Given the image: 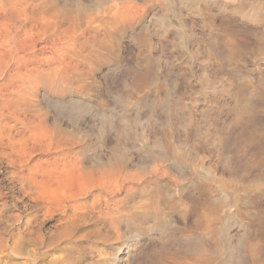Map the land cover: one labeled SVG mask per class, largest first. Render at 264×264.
<instances>
[{"label": "rangeland", "instance_id": "374dc122", "mask_svg": "<svg viewBox=\"0 0 264 264\" xmlns=\"http://www.w3.org/2000/svg\"><path fill=\"white\" fill-rule=\"evenodd\" d=\"M16 1L34 26V73L12 93L26 99L27 124L15 103L19 112L0 118L2 149H11V137L13 155H68L75 174L90 166L108 175L105 165L116 182L127 171L114 205L127 217L121 238L116 209L99 217V202L74 229L77 243L57 242L51 232L77 188L63 186L59 197L55 186L54 210L42 211L37 226L46 245L28 242L18 257L0 251V264H25L29 254L26 264H264V0ZM22 186L0 158V207L34 205ZM5 237L15 246L30 234Z\"/></svg>", "mask_w": 264, "mask_h": 264}, {"label": "bare ground", "instance_id": "6f19581e", "mask_svg": "<svg viewBox=\"0 0 264 264\" xmlns=\"http://www.w3.org/2000/svg\"><path fill=\"white\" fill-rule=\"evenodd\" d=\"M3 1V0H2ZM0 1V118L4 117V115H6V113L8 115H12L14 116V110L17 108H12V104L15 103V106H18L19 108H17L18 110L21 111V113L23 114V117L19 118L20 116L17 115V118L19 120H21L23 123H26V107H23V106H20V105H24L25 104V101L26 99L23 97L24 95L20 96L19 99H16L14 98V96L12 97V93H16V94H20L21 91H22V87L23 86H26L27 85V81L24 83L25 80H27L26 78H28V73H32V72H29V70L31 69V67L29 68V64H31L30 62L34 59L35 56H33V54L35 53L34 51L36 50L34 46V44L32 43V38H31V31H32V27H34L32 25V27L30 28V23H27V19L29 17H26L27 14L25 13V8L24 9H21L20 7V10L17 9V7L15 8L14 5V2L16 0H14L13 2H11L12 0H7L6 1V5L8 3L7 6H3V4H1ZM19 1V0H18ZM79 1V0H78ZM5 2V1H4ZM9 2L10 5H9ZM21 2V1H19ZM18 2V4H19ZM24 2V1H23ZM25 2L27 3V0H25ZM30 3V0L28 1ZM36 2V1H34ZM80 2V1H79ZM256 2V1H255ZM3 3V2H2ZM17 3V1H16ZM22 3V2H21ZM33 3V2H32ZM30 3V6L31 4ZM82 3V2H81ZM110 3V2H109ZM5 4V3H4ZM17 4V5H18ZM38 4V3H37ZM105 6H102L103 8H106V2H104ZM102 4V5H104ZM108 4V3H107ZM118 4V3H117ZM16 5V4H15ZM20 5V4H19ZM26 4H24L25 6ZM79 5V4H78ZM112 5V4H111ZM254 6H257V4H253ZM28 6V5H26ZM29 6V7H30ZM53 6V5H52ZM109 6V4L107 5ZM117 6V5H116ZM253 6V7H254ZM49 7V6H48ZM59 7V6H58ZM114 7V5H113ZM119 8L121 6H118ZM123 7V6H122ZM242 7V6H241ZM240 7V8H241ZM263 7V6H262ZM261 7V8H262ZM23 8V6H22ZM46 8V7H45ZM239 8V6H238ZM34 9V8H33ZM107 9V8H106ZM106 9L104 11H106ZM110 9V7H109ZM107 9V11L109 10ZM112 9V7H111ZM208 9V8H207ZM252 9V8H251ZM250 9V10H251ZM258 9V7H257ZM260 9V8H259ZM18 10V11H17ZM28 10V9H26ZM30 10V9H29ZM56 10V9H55ZM31 11H33L31 9ZM67 11V10H66ZM101 11V10H100ZM119 11V10H118ZM256 11V10H255ZM260 11V10H259ZM258 11V12H259ZM28 12V11H26ZM82 12V11H81ZM86 12V11H85ZM211 12V11H210ZM261 12V11H260ZM29 13V12H28ZM55 13V12H54ZM58 13V11H57ZM88 13V12H87ZM249 13V12H248ZM256 13V12H255ZM264 13V12H263ZM30 14V13H29ZM79 14V13H78ZM86 14V13H85ZM98 14V13H97ZM101 14V13H100ZM108 14V12H107ZM107 14H105L107 17H109ZM121 14V13H120ZM247 14V13H246ZM251 14V13H250ZM254 14V13H253ZM51 15V14H50ZM87 15V14H86ZM85 15V17H86ZM111 15V14H110ZM72 16V15H71ZM250 16V15H249ZM256 16V15H255ZM99 17H101V15H99ZM104 20L102 17V21H106L108 19H110V17L107 19ZM257 17V16H256ZM264 17V16H263ZM30 18H31V15H30ZM59 18V17H58ZM215 19V16L213 17ZM260 18V17H259ZM56 19V18H55ZM72 19V18H70ZM253 19V18H252ZM263 19V18H262ZM261 19V20H262ZM62 20V19H61ZM93 20V18H92ZM228 20V19H227ZM255 20V19H254ZM30 21V19H29ZM110 21V20H109ZM57 22V21H56ZM101 22V20H100ZM116 22V21H115ZM170 22V21H169ZM216 22V21H215ZM258 22V21H257ZM103 23V22H102ZM100 23V24H102ZM106 23V22H105ZM162 23V21L160 22ZM165 23V22H164ZM213 23V22H212ZM30 24V25H28ZM109 24V23H108ZM119 24V23H117ZM169 23H167V26H168ZM214 24V23H213ZM36 25V24H34ZM71 25V23H70ZM104 25V24H103ZM165 25V24H164ZM212 25V24H211ZM224 25V24H223ZM108 26V25H107ZM213 26V25H212ZM217 26V25H216ZM105 27V26H104ZM156 27V26H155ZM224 27V26H223ZM214 28V27H213ZM244 28V27H243ZM52 29V28H51ZM107 29V28H106ZM223 29H226V28H223ZM43 30V29H42ZM41 28H40V31L41 33L44 34V30L42 32ZM53 30V29H52ZM157 30V29H156ZM222 30V29H221ZM228 30V29H227ZM230 30V29H229ZM151 31V30H150ZM246 31V30H245ZM62 32V31H61ZM65 32V31H64ZM109 31L107 30V33ZM221 32V31H220ZM229 32H232L229 31ZM234 32V31H233ZM33 33V32H32ZM55 33V32H53ZM74 33V32H73ZM223 33V32H222ZM236 33V32H234ZM34 34V33H33ZM165 34V33H164ZM219 33H217L218 35ZM226 34V33H225ZM231 34V33H230ZM56 35V34H55ZM213 35V34H212ZM34 36V35H33ZM58 35H56L57 37ZM108 36V35H107ZM163 36V35H162ZM224 36V35H223ZM232 36V35H231ZM261 36V35H260ZM214 37V36H213ZM219 37V36H218ZM221 37V36H220ZM233 37V36H232ZM212 38V37H210ZM215 38V37H214ZM229 38V37H228ZM54 38H52V41L54 42L55 39L53 40ZM62 39V38H61ZM223 39V38H222ZM230 39V38H229ZM219 40V39H216V41ZM225 40V38H224ZM36 40L34 39L33 42H35ZM51 41V42H52ZM52 42V43H53ZM56 42V41H55ZM54 42V44H55ZM58 42V41H57ZM76 42V41H75ZM85 42V41H83ZM96 42V41H95ZM94 42V43H95ZM260 42V41H259ZM38 43V42H37ZM51 43V44H52ZM82 43V42H81ZM79 42V46H83L82 43L81 44ZM99 43H103V42H99ZM97 42V44H99ZM106 43V42H105ZM263 43V42H262ZM53 44V45H54ZM69 44V43H67ZM67 44L65 45V49L67 50L68 48L67 47ZM75 44V43H74ZM78 44V43H77ZM81 44V45H80ZM59 45V44H58ZM62 45V44H60ZM59 45V46H60ZM91 45H94L95 44H91ZM104 46H107L105 44H103ZM101 45V46H103ZM45 46V45H44ZM51 47L52 50L55 49L54 51L59 52V50H61V47ZM69 46V45H68ZM71 46V45H70ZM76 46V45H75ZM99 46V45H98ZM43 47V46H42ZM46 47H49V46H46ZM77 47V46H76ZM74 48V50H76L77 48ZM85 47L86 44H85ZM85 47H83L82 50L85 49ZM97 47V46H96ZM100 47V46H99ZM98 47V48H99ZM108 47V46H107ZM70 48V47H69ZM97 48V49H98ZM101 48V47H100ZM44 49H46L44 47ZM64 49V50H65ZM72 48H70L71 50ZM90 49V48H89ZM107 49V48H106ZM109 49V47H108ZM63 50V49H62ZM86 50V49H85ZM99 50V49H98ZM96 50V51H98ZM53 51V52H54ZM68 51V50H67ZM79 51H81V48L79 49ZM92 48L90 49V52L88 51L87 49V52H89L90 54L92 53ZM51 52V51H50ZM65 52V51H64ZM70 52V51H69ZM69 52H67L69 54ZM73 52V50H72ZM71 52V53H72ZM77 52V51H76ZM95 52V51H94ZM93 52V53H94ZM103 52V51H102ZM59 53H62V52H59ZM74 53V52H73ZM73 53L71 55H73ZM98 53V52H97ZM58 54V53H57ZM102 54L101 52H99V54L97 55H100ZM62 55H64L62 53ZM67 55V54H66ZM78 55H79V52H78ZM77 55V56H78ZM89 55V54H88ZM87 55V56H88ZM92 55V54H91ZM94 55H96L94 53ZM96 55V56H97ZM60 56V55H59ZM81 56H83L81 54ZM86 56V52L84 54V57ZM95 56V58H96ZM84 57H82V59L84 60ZM92 57V56H91ZM102 57V55H101ZM55 58V56H54ZM69 58V57H68ZM79 58V57H78ZM81 58V57H80ZM90 58V56H89ZM88 58V59H89ZM94 58V57H92ZM91 58V59H92ZM52 59V58H51ZM60 59H63V58H60ZM59 59V60H60ZM71 59H72V56H71ZM70 59V60H71ZM87 59V58H86ZM90 59V60H91ZM103 59V58H102ZM161 59V58H160ZM57 60V59H56ZM78 60H81V59H78ZM82 60V61H83ZM95 60V59H94ZM97 60V59H96ZM96 60L94 61V63L96 62ZM98 60L99 57H98ZM104 60V59H103ZM87 61V60H86ZM89 61V60H88ZM74 62L76 63L75 65H77L78 61L76 62V57H75V60ZM73 62V63H74ZM80 62V61H79ZM91 62V61H90ZM153 62V61H152ZM58 63V62H57ZM82 63V62H81ZM84 63V61H83ZM150 63V62H149ZM54 64V63H53ZM68 64V63H67ZM79 64V63H78ZM99 64V63H98ZM80 65V64H79ZM85 65V64H84ZM93 65V64H92ZM57 65H55L56 67ZM59 66V65H58ZM86 66V65H85ZM35 67V66H33ZM32 67V69H33ZM52 67V66H51ZM50 67V68H51ZM54 67V68H55ZM61 67V66H60ZM75 67V66H74ZM82 67V66H81ZM42 68V67H41ZM52 68V69H54ZM57 69H54V70H58L59 67H56ZM77 68V67H76ZM84 68V66H83ZM173 68V67H172ZM250 68V67H249ZM40 68L39 67H35L34 71L38 70L42 73L41 69L39 70ZM61 69V68H60ZM78 69V68H77ZM85 69V68H84ZM82 69V70H84ZM88 69V68H86ZM85 69V70H86ZM50 71V70H49ZM53 71V70H51ZM47 74H48V71L46 70ZM251 72V71H250ZM34 73V72H33ZM32 73V74H33ZM37 73V71L35 72V74ZM43 73H45L43 71ZM51 73V72H50ZM82 73V72H80ZM86 73V72H85ZM46 74V73H45ZM156 74V73H155ZM175 74V73H174ZM63 76V75H62ZM29 77H32V75ZM30 79V78H28ZM65 79V78H64ZM31 80V79H30ZM16 81H19V85H18V93L15 92L16 89L14 88L15 86V83H17ZM166 82V81H165ZM179 83V81H178ZM15 91H13L14 89ZM17 88V87H16ZM25 88V87H24ZM29 88V86L27 87ZM20 90V91H19ZM123 90V89H122ZM20 92V93H19ZM28 93V92H27ZM135 93V92H134ZM128 95V94H127ZM29 96V95H28ZM124 95H121L120 98H125V96L123 97ZM29 98V97H28ZM31 98V97H30ZM129 98V97H128ZM133 98V96H132ZM126 99V98H125ZM123 100V99H122ZM132 100V99H131ZM128 99V101H131ZM124 102V101H123ZM29 103V101H28ZM118 103V102H117ZM14 105V104H13ZM27 105V104H26ZM25 105V106H26ZM28 108H29V105H27ZM27 108V109H28ZM16 109V111H17ZM29 110V109H28ZM19 112V111H17ZM29 112V111H28ZM20 113V114H21ZM18 114V113H17ZM19 114V115H20ZM28 114V113H27ZM16 116V115H15ZM16 119V118H15ZM93 119V118H92ZM28 121V120H27ZM157 121V120H155ZM29 122V121H28ZM108 122V121H107ZM126 122V121H125ZM27 124V123H26ZM1 126V125H0ZM40 128V127H39ZM157 133V132H156ZM154 133V134H156ZM22 134V133H21ZM153 134V135H154ZM164 135V134H161V136ZM155 136V135H154ZM158 135L156 134V137L155 138H159L157 137ZM165 138V136H164ZM163 138V139H164ZM10 140V145H11V149L9 150H4L2 149V144L0 143V152L3 153L4 155H0V158L5 160L6 163L12 167L15 171V174L17 175V177L21 180V183H22V187L25 189V192L26 193H29L34 201V205H31V204H24L23 206L21 207H18V204L16 201L13 202L12 206L14 207L13 210L10 209V206L8 204L7 201L3 202L2 206L0 207V251H5V250H8L9 249V253L15 255V257H18L20 256L21 252V248L22 246L26 245V243L28 242H32V241H37V242H41V245L43 246V244L46 245V242L44 240V235L42 234V232L40 231V229H37V226L41 220V212L43 211V216H47L48 214H51V212H53L54 210V205H52V200H55L54 198L56 197L57 199V196L55 195H58L60 193V190L63 188H66V189H70V184H71V187L72 185H75L77 189H74V191L72 192V189L71 191L68 190V192H71L70 195L71 198L70 200L72 202H70L69 204H67V208H69L70 213L69 212H65L62 208V212H65L63 215H64V218L63 220L61 221V223L59 224V226L53 231L51 232V235L54 236L55 240L57 242H61V241H64V239L68 240V241H71V243H77L78 240L76 238H74V229L76 228V230H78L81 226H83L86 222H87V219L88 216H86V214H91L90 211H96V208L98 207L97 204H99V207L100 209L97 211L100 215H98L99 217H108L110 215V210L111 208L113 207L114 208V205H115V201L116 200H122L123 199V196H122V192L125 188V180L124 178H128L127 176L125 177V175L127 174V171L124 172L125 174H123V177L122 178L120 175L121 172L119 171V167L116 169L120 174V178H117L118 176V172L115 171V168L113 169L114 170V174L115 172H117V177L114 175L115 178V181L114 182L113 180L111 181V179H113V177H109L110 175V168L108 169L107 167H105V165L101 164V166L103 168L101 169H104L106 168L105 172L107 170H109V172H107L108 175H100L102 172L100 170V168L96 169L95 170V173H91V169H90V166H88L89 168L86 169L88 171L89 174H87V172L84 174L78 172L75 174V170L72 171L74 169V164H72V160H70L69 156L68 155H13V145H12V141H11V137L9 138ZM158 141V140H156ZM159 143H161L160 141H158ZM180 143V142H179ZM72 156V155H70ZM78 156V155H77ZM251 156V155H250ZM182 157V156H181ZM77 158V157H76ZM75 158V159H76ZM105 158V157H104ZM103 158V159H104ZM74 159V160H75ZM78 159H81L80 157H78ZM121 159V158H119ZM73 160V161H74ZM82 160V159H81ZM192 160V159H191ZM79 161V160H78ZM106 161V160H105ZM251 161V160H250ZM76 162V161H74ZM84 162V161H83ZM82 162V163H83ZM111 162V159L107 162L109 163ZM80 163V161H79ZM123 163V162H122ZM110 164V163H109ZM107 164V165H109ZM113 164V163H112ZM125 164V163H124ZM78 165V163H77ZM84 165V164H83ZM82 165V166H83ZM119 165V164H118ZM122 165V164H121ZM92 166V164H91ZM124 167H126L125 165H123ZM80 167V166H79ZM85 167V166H83ZM82 167V168H83ZM253 167V166H252ZM81 168V169H82ZM87 168V166H86ZM131 168V167H130ZM76 169L79 170L78 166H76ZM95 169V168H94ZM93 169V170H94ZM122 169V167L120 166V170ZM124 169H127V168H124ZM82 170H85L82 169ZM85 170V171H86ZM97 170L98 172L100 171L99 175L100 177L98 178L97 175ZM104 171V170H102ZM123 171V169H122ZM125 171V170H124ZM208 171V169H207ZM77 172V171H76ZM94 172V171H92ZM95 175L96 176H91V174ZM112 173V171H111ZM113 174V173H112ZM239 176V175H238ZM203 177V176H202ZM111 178V179H110ZM260 178V177H259ZM127 181V180H126ZM199 181V180H198ZM111 182V183H110ZM116 183V184H115ZM114 184V185H112ZM67 185V186H66ZM236 185V184H235ZM55 186H58V190L56 189ZM66 186V187H65ZM55 187V188H54ZM69 187V188H67ZM61 188V189H60ZM60 189V190H59ZM127 189V188H126ZM57 190L58 194L55 192ZM66 191V190H64ZM125 192V190H124ZM24 193V192H23ZM63 193L59 194L58 196L60 197V195H62ZM66 195V196H65ZM65 198L67 197V194H65ZM69 195V193H68ZM82 195H85L86 198L88 195H92L93 199H92V202H87V201H83L81 198ZM125 195V194H124ZM253 195V194H252ZM63 196V195H62ZM61 196V197H62ZM154 197V196H153ZM15 199V198H13ZM85 199V198H84ZM69 200V199H68ZM105 201V205L102 206V201ZM119 202V201H118ZM149 202V201H148ZM66 203V199H65V202ZM68 203V202H67ZM121 204V203H120ZM123 204V203H122ZM62 201H61V206H62ZM118 205V204H116ZM60 206V205H59ZM97 206V207H96ZM123 206V205H122ZM64 207V206H63ZM107 207V208H106ZM148 207V206H147ZM152 207V206H151ZM122 208V207H121ZM120 207H116L114 208V210L116 209V215L112 216L111 219L113 218V226L115 228V230L118 232L119 234V237H123L124 233H123V227L125 226V223H126V218L127 216H125L126 213H124L123 209H121ZM61 209V207H60ZM58 210V209H57ZM113 210V211H114ZM126 212V211H125ZM112 215V214H111ZM127 215V214H126ZM136 215V214H135ZM110 217V216H109ZM137 217V216H136ZM4 218H7L6 222L4 224ZM110 219V218H109ZM129 219H127L128 221ZM110 221V220H109ZM132 221V220H131ZM3 222V223H1ZM109 223V222H108ZM134 223V222H133ZM104 226V225H103ZM244 229V228H243ZM98 230V229H97ZM96 230V232H97ZM95 231V230H94ZM99 231V230H98ZM115 231V232H116ZM21 232H25V233H29L30 234V237H28L29 239H25L24 237H21L20 239L22 240V245H20V241H16V244L18 245H15V246H12L8 243V238H6L5 236H11L14 237L18 234H20ZM100 232V231H99ZM97 232V233H99ZM116 232V233H117ZM102 233V232H100ZM105 235V234H104ZM102 236V235H101ZM106 236V235H105ZM225 237V236H224ZM36 243V242H35ZM50 246V245H48ZM239 250V249H238ZM121 251V250H120ZM197 253V252H196ZM240 253V252H239ZM119 256V255H117ZM226 256V255H225ZM113 257V256H112ZM32 258V255H28V258L25 262H22V263H27L30 259ZM115 258H118L116 257L115 255ZM119 259V258H118ZM123 259V258H122ZM36 260V257L33 258V261ZM116 260V259H114ZM113 260V261H114ZM7 261V260H6ZM123 261V260H122ZM14 264V263H13ZM241 264V263H239Z\"/></svg>", "mask_w": 264, "mask_h": 264}]
</instances>
